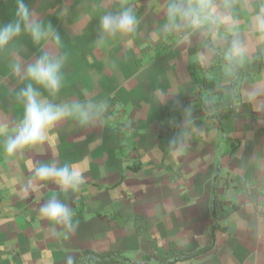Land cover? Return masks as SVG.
I'll return each instance as SVG.
<instances>
[{
	"label": "crops",
	"instance_id": "obj_1",
	"mask_svg": "<svg viewBox=\"0 0 264 264\" xmlns=\"http://www.w3.org/2000/svg\"><path fill=\"white\" fill-rule=\"evenodd\" d=\"M168 2L25 0L61 36L56 102L106 110L85 127L60 122L21 156L0 146V264H87L88 251L135 264H264V0H211L223 20L196 31L164 29ZM122 6L135 9L136 32L99 42L101 17ZM15 11L0 0V25ZM233 40L242 58H226ZM49 50L22 34L0 52V124L22 111L12 60ZM37 162L75 163L84 184L67 194L39 184ZM54 194L74 211L72 233L38 214Z\"/></svg>",
	"mask_w": 264,
	"mask_h": 264
},
{
	"label": "clouds",
	"instance_id": "obj_2",
	"mask_svg": "<svg viewBox=\"0 0 264 264\" xmlns=\"http://www.w3.org/2000/svg\"><path fill=\"white\" fill-rule=\"evenodd\" d=\"M167 23L165 30L186 27L193 31L211 22L213 25L223 16L215 9L211 0H169L166 6ZM139 24L135 9L122 6L118 12H108L100 19L99 42L118 35H131ZM258 27L264 32V17L258 18ZM22 34H27L33 44H51L52 50L42 53L26 66L18 58L11 62L12 71L19 75L24 86L16 93V102L21 106V114L11 128L0 124L2 150L8 157L21 156L28 149L43 145L50 133L62 121H73L85 127L101 121L106 104L104 101H80L78 99L56 102L63 87L62 69L66 57L59 52L62 47L60 34L44 21L35 17L25 0H16L15 18L0 25V52ZM246 48L239 40H233L227 57L242 58ZM47 93V95H45ZM256 93L250 94V99ZM33 179L39 184L51 183L60 193H76L84 184L83 169L75 163L37 162L33 169ZM35 188L32 181L28 185ZM49 221L53 232L57 228L72 233L78 226L74 211L69 203L59 195H52L39 208L38 213ZM71 264V261H69Z\"/></svg>",
	"mask_w": 264,
	"mask_h": 264
},
{
	"label": "trees",
	"instance_id": "obj_3",
	"mask_svg": "<svg viewBox=\"0 0 264 264\" xmlns=\"http://www.w3.org/2000/svg\"><path fill=\"white\" fill-rule=\"evenodd\" d=\"M259 58H255L252 62V70H257L259 67L256 65L261 64L262 60L258 61ZM239 70V69H238ZM231 113V112H230ZM88 261L87 264H112V263H127L135 264L130 262L128 258L123 256L120 252H107V253H96L88 251Z\"/></svg>",
	"mask_w": 264,
	"mask_h": 264
}]
</instances>
